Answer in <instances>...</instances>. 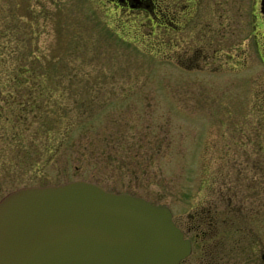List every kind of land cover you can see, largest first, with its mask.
<instances>
[{
    "label": "rangeland",
    "instance_id": "374dc122",
    "mask_svg": "<svg viewBox=\"0 0 264 264\" xmlns=\"http://www.w3.org/2000/svg\"><path fill=\"white\" fill-rule=\"evenodd\" d=\"M253 4L164 0L171 30L119 0H0V75L31 73L1 97L41 105L21 125L22 108H0L12 121L0 122V200L86 180L195 229L184 264H264V169L249 187L211 186L233 169L221 153L264 150V15Z\"/></svg>",
    "mask_w": 264,
    "mask_h": 264
},
{
    "label": "water",
    "instance_id": "95a60500",
    "mask_svg": "<svg viewBox=\"0 0 264 264\" xmlns=\"http://www.w3.org/2000/svg\"><path fill=\"white\" fill-rule=\"evenodd\" d=\"M191 253L168 206L90 181L21 187L0 200V264H181Z\"/></svg>",
    "mask_w": 264,
    "mask_h": 264
},
{
    "label": "flooded vegetation",
    "instance_id": "af4514ba",
    "mask_svg": "<svg viewBox=\"0 0 264 264\" xmlns=\"http://www.w3.org/2000/svg\"><path fill=\"white\" fill-rule=\"evenodd\" d=\"M262 1L263 0H261V7ZM119 2L121 3V7L129 8V10H142L148 12L152 22L159 25L160 28H171V30H173L174 28L176 29V27H174L176 25L174 24V20H171L172 16L168 15L169 12H165V7L163 6L164 0H156V2L154 0H119ZM253 5L256 10V16L258 17V0H254ZM133 6L136 7L133 8ZM171 12L173 13L174 11L171 9ZM257 21H255L253 25L255 31V34L253 31V34L255 35L254 38L256 39L254 40V45H252V47L255 52L258 53L259 41L258 35H256V32H258ZM220 155L223 156V158L221 159V164L229 166L232 165L233 169L226 171V168H223L220 174L221 179H219L218 183L216 182V180L218 179L213 180L211 186L218 185L219 187H229L237 184V182H241V184H243L244 186L249 187L253 181H258V172L264 169L263 149L253 148L245 154H242L239 151H235L233 153L227 151L221 153ZM238 164L242 165V167L240 168ZM231 176H235L237 180L234 183L229 182L230 184H228V178H230ZM173 220L175 224L182 230L185 238L190 240L192 244L191 255L181 262V264H184L187 259H189L193 255L194 250L199 244L198 239L200 238H198V235H196V237L193 236V232H195V229L192 230L189 227L185 228L181 226L178 221L174 219V214ZM199 226H201V223L199 224Z\"/></svg>",
    "mask_w": 264,
    "mask_h": 264
},
{
    "label": "trees",
    "instance_id": "16d2710c",
    "mask_svg": "<svg viewBox=\"0 0 264 264\" xmlns=\"http://www.w3.org/2000/svg\"><path fill=\"white\" fill-rule=\"evenodd\" d=\"M49 14V13H48ZM31 73L28 71V67L26 65H19L17 67V70H15V72L12 73H7L4 75H0V108H5V107H12L17 105L18 107L22 108L21 109V116H19L17 119H20V122L18 123L19 125H21V123H23L24 117H23V113L27 114L30 112H35L36 110H40L37 108H40V104H37V100H33V101H27L25 102H18L15 103V99L16 97H11V96H5V97H1V95L6 94V93H10L13 94L14 91H20V89H15L14 87L11 88H1V85H13L16 87H22L25 86L27 84H29L30 78L29 75ZM45 79V78H44ZM41 79L40 82H46V79ZM44 91V92H43ZM41 92L44 93H49L52 94V91L50 90H41ZM2 121H6L7 123H11V118L10 117H6L4 118L3 114H2V110H0V122ZM15 141H17L18 139L21 140L22 139V131L19 130V132L14 136Z\"/></svg>",
    "mask_w": 264,
    "mask_h": 264
}]
</instances>
